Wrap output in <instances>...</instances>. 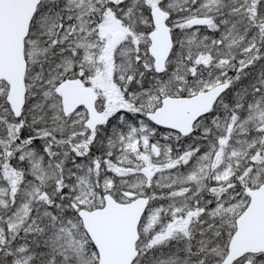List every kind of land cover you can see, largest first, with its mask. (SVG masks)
Wrapping results in <instances>:
<instances>
[{
	"label": "snow or ice",
	"instance_id": "snow-or-ice-1",
	"mask_svg": "<svg viewBox=\"0 0 264 264\" xmlns=\"http://www.w3.org/2000/svg\"><path fill=\"white\" fill-rule=\"evenodd\" d=\"M0 264H264V0H0Z\"/></svg>",
	"mask_w": 264,
	"mask_h": 264
}]
</instances>
